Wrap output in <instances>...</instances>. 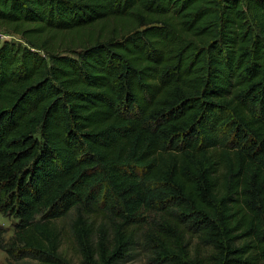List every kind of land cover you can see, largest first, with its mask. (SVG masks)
<instances>
[{"label":"trees","instance_id":"16d2710c","mask_svg":"<svg viewBox=\"0 0 264 264\" xmlns=\"http://www.w3.org/2000/svg\"><path fill=\"white\" fill-rule=\"evenodd\" d=\"M0 30L14 261L264 264V0H0Z\"/></svg>","mask_w":264,"mask_h":264},{"label":"rangeland","instance_id":"374dc122","mask_svg":"<svg viewBox=\"0 0 264 264\" xmlns=\"http://www.w3.org/2000/svg\"><path fill=\"white\" fill-rule=\"evenodd\" d=\"M119 28V27H118ZM0 37L2 40L6 39L9 41H13L16 43H25L23 38L19 34L9 33L4 30H0ZM18 219L12 215V213H4L0 210V226L4 229V236L6 240H9L10 237L14 234L15 226ZM64 223L67 229H69V225L71 222V217L66 218L61 223ZM68 233V232H67ZM61 251L63 254L70 258L73 264H82V260L76 246L74 244L73 238L71 235H67L64 239L63 245L61 247ZM26 261H30V259L14 261L13 258L8 254V252L0 247V264H24ZM125 264H151L149 259L142 251L137 252L135 258Z\"/></svg>","mask_w":264,"mask_h":264}]
</instances>
